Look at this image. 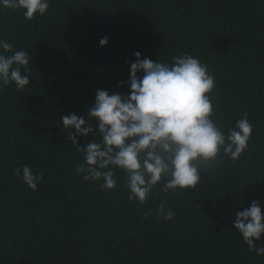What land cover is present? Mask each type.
I'll return each mask as SVG.
<instances>
[{
	"label": "trees",
	"instance_id": "obj_1",
	"mask_svg": "<svg viewBox=\"0 0 264 264\" xmlns=\"http://www.w3.org/2000/svg\"><path fill=\"white\" fill-rule=\"evenodd\" d=\"M0 40L31 57L21 69L29 85L0 90V264H264L233 227L254 200L264 216V0H50L31 20L0 9ZM137 52L198 58L215 78L218 126L227 132L246 114L254 129L236 162L221 154L195 189L157 185L144 203L128 199L119 169L114 190L84 181L62 125L74 113L96 130L97 90L128 96ZM25 165L42 177L36 191L14 174ZM161 204L174 219L160 218Z\"/></svg>",
	"mask_w": 264,
	"mask_h": 264
},
{
	"label": "clouds",
	"instance_id": "obj_2",
	"mask_svg": "<svg viewBox=\"0 0 264 264\" xmlns=\"http://www.w3.org/2000/svg\"><path fill=\"white\" fill-rule=\"evenodd\" d=\"M49 7L50 0H0V9L23 10L28 20L37 14L44 16ZM99 44L107 46L108 37ZM12 48L11 43L0 40V90L14 82L16 90L22 91L30 77L22 76L21 69L28 73L31 57L25 50L13 52ZM134 55L128 96L97 90L95 103L88 109V120L98 121L96 130L74 113L62 117V125L70 130L68 138L82 153L83 163L75 171L84 181H102L101 190H114L118 182L115 169H119L127 177L128 199L144 203L157 185L164 192L195 189L204 166L213 164L221 154L236 162L248 149L254 129L246 114L227 132L218 126L210 96L215 78L198 58L185 53L169 64L141 59L139 52ZM141 72L143 76L138 77ZM97 133L102 137L99 142ZM89 134L94 139L81 148L77 136ZM14 174L33 191L42 179L27 165ZM261 208L254 200L233 221L249 250L258 256L264 255V246L254 243L264 234ZM158 211L164 221L176 215L164 204Z\"/></svg>",
	"mask_w": 264,
	"mask_h": 264
}]
</instances>
